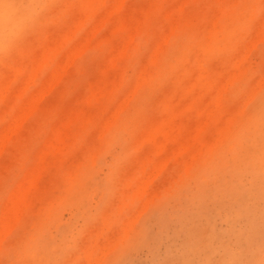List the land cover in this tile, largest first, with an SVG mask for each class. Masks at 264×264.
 <instances>
[{"label": "rangeland", "instance_id": "obj_1", "mask_svg": "<svg viewBox=\"0 0 264 264\" xmlns=\"http://www.w3.org/2000/svg\"><path fill=\"white\" fill-rule=\"evenodd\" d=\"M8 1L0 264H264V0Z\"/></svg>", "mask_w": 264, "mask_h": 264}, {"label": "bare ground", "instance_id": "obj_2", "mask_svg": "<svg viewBox=\"0 0 264 264\" xmlns=\"http://www.w3.org/2000/svg\"><path fill=\"white\" fill-rule=\"evenodd\" d=\"M20 1V0H18ZM16 1V2H18ZM15 2V0H14ZM13 2V3H14ZM12 3V2H11ZM118 5V4H117ZM116 5V6H117ZM120 6V5H118ZM120 8V7H119ZM118 8V9H119ZM18 10V9H17ZM19 12V11H18ZM20 13V12H19ZM19 15V14H18ZM25 15V14H24ZM20 16V15H19ZM22 18L17 16V11L8 0H0V40L5 37L6 30L13 32L21 23ZM212 31V30H211ZM48 55V54H47ZM46 58V57H45ZM156 59V58H155ZM154 59V60H155ZM42 63V62H41ZM69 63V62H68ZM115 63V62H114ZM43 64V63H42ZM42 66V65H41ZM65 69V68H64ZM260 143V142H259ZM261 145V144H260ZM231 147V146H230ZM258 147V144H257ZM259 148V147H258ZM238 185V184H236ZM257 187V186H256ZM251 197V196H250ZM252 204V203H251ZM252 209V207H251ZM263 222V221H262ZM220 237V236H219ZM185 254V253H184ZM183 255V254H182ZM263 257V256H262ZM251 259V258H250Z\"/></svg>", "mask_w": 264, "mask_h": 264}]
</instances>
